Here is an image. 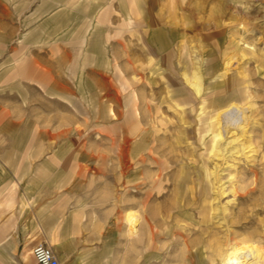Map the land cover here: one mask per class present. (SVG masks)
Here are the masks:
<instances>
[{
	"label": "crops",
	"instance_id": "crops-1",
	"mask_svg": "<svg viewBox=\"0 0 264 264\" xmlns=\"http://www.w3.org/2000/svg\"><path fill=\"white\" fill-rule=\"evenodd\" d=\"M110 2L0 0L13 8L7 29L0 18L1 253L148 264L126 222L133 44L98 22Z\"/></svg>",
	"mask_w": 264,
	"mask_h": 264
},
{
	"label": "rangeland",
	"instance_id": "rangeland-1",
	"mask_svg": "<svg viewBox=\"0 0 264 264\" xmlns=\"http://www.w3.org/2000/svg\"><path fill=\"white\" fill-rule=\"evenodd\" d=\"M110 1L107 5V7H110V11L105 8L106 10L102 11L98 22L101 25L112 24L111 27L108 26L106 28L110 31L109 38L117 41L118 48L121 47L119 46V41L125 38V34L130 35L127 38L131 37L133 46L132 59L130 58L131 60H129L128 69H130L131 61L139 63L145 61L144 64L147 63L149 53L146 52L145 42L149 38V32L152 29L161 31L158 39H161L160 41L165 45L166 50L164 52H155V58L167 70V74L165 73L166 77H163L162 74L150 76L149 71L142 65L138 67V72L145 76L147 75L144 92L156 97L157 102H162L164 99L162 104L163 114L168 120L173 122L169 126L170 132L169 130L167 131L169 134L166 133L164 135L165 140H167L165 142L166 145L164 144L163 146L164 149H167V159L174 164V167L170 169L178 171L184 163H191L195 168L201 164L203 159L201 156L203 148L201 138L197 133V127H199L197 114L200 112L201 103L190 100L193 101L191 105L194 109L188 114V119L182 121L181 114L172 105L171 97L169 96V90L171 89L172 94H175L172 97L182 104L190 97L189 93L183 87H179L178 83L180 79L182 80V68L186 64L188 57L192 58L191 64H193L194 70L200 72L201 75L204 74L206 87L210 94L209 104H226L230 101H237L244 104L247 108L245 124H247L249 133L245 138L237 134V136H233L230 139L234 141L232 144L233 147H236L234 150L239 149L241 143L248 147L246 151H249L252 147L254 150L248 153V158L241 153H235V156L227 158L228 162L223 164L221 170L220 167L217 170H219L220 177L222 176V187L227 189L223 202H232H230L232 206L229 205L231 207L227 211L228 214L229 212L232 213L228 215L230 222L227 221V225L231 226L232 234H234L232 235L233 238L237 242L239 240L241 242L247 236L242 224L250 220V215L252 214L250 209L254 206L257 211L256 215L257 217L259 216L254 221V227L258 226L257 228L261 231L256 236V239L261 241L264 246V0ZM2 8L0 6V18L3 17L5 20V28L7 29L11 25V20L8 18L7 13H12L13 8L11 5L4 7V10ZM126 12L132 14L129 16ZM151 18L153 21H151ZM125 27L130 29L131 32ZM225 67L229 70L230 80L224 84L221 78L214 77H219ZM129 82L131 83V79ZM171 83H178V85L173 84V86L169 87ZM179 93L181 94L179 95ZM142 95H140L142 99L139 107L145 108ZM128 117L129 139L130 106ZM95 135L97 136V134ZM128 144L130 145L129 140ZM114 147L116 151L120 150L118 144H114ZM177 156L180 157L179 160ZM230 158H232L231 160L235 158V160L232 162ZM177 160L178 164L181 163L180 165L175 163ZM208 160V166L212 172L216 170V165L220 166L222 163L221 156L211 157ZM131 163L132 160L130 158L128 167H131ZM156 170L157 168H154V171ZM233 177L234 179H232ZM253 188L255 191L251 190ZM231 190L239 193L249 192L248 195H250L242 199L238 197L237 193L235 194V199V195L230 192ZM130 194L132 195V185ZM240 207L244 209L240 211ZM131 209H136L143 215V209L138 205L132 206ZM240 212L247 216H245L246 219L243 215L241 222H233L232 218H235ZM184 220L182 218L176 221V219L167 218L161 227H157L159 233L154 237L149 234V231L143 230V227L141 230L135 227H132L131 230L129 227V236L134 241L136 239H142L143 242L146 240L148 264H191L189 257L194 252V249L190 245V241L193 238H201L206 243H209L215 238L212 235L214 234L213 231L219 227V233H222L219 235H226V226L220 224L225 222L223 215H220L218 219L210 220L208 223H201L200 226L196 227L192 224L189 225ZM214 220L216 221L214 222ZM219 221L220 223H218ZM248 226L249 228L251 227V225ZM200 229L205 234H202ZM236 231L240 233L235 234ZM200 233L202 237H198ZM209 251V248L206 249L207 253ZM0 264L37 263L32 251L24 255L1 253L0 251Z\"/></svg>",
	"mask_w": 264,
	"mask_h": 264
},
{
	"label": "bare ground",
	"instance_id": "bare-ground-1",
	"mask_svg": "<svg viewBox=\"0 0 264 264\" xmlns=\"http://www.w3.org/2000/svg\"><path fill=\"white\" fill-rule=\"evenodd\" d=\"M151 21H153L152 18ZM160 32L159 29H152V31L149 32V38L147 42H145L146 52L149 53L147 63L144 64L145 61L142 63L131 61L129 69L131 75V119L129 125L130 137L128 140L130 143L132 160V202L133 206L138 205L143 209V215L136 209H130L126 214V222L133 228L135 227L141 230L143 227V230L149 231V234L154 237L159 233L157 227H161L167 218H173L176 219V221L183 218L186 220V223L195 225L196 227L200 226L201 223H208L210 220L218 219L220 215H223L225 222L220 223L219 221L218 223L226 226V235L220 236L222 233H219V227L215 231L212 230L214 232L212 235L215 238H212L213 240L209 241V243H206L201 238H193L190 241V245L193 247L194 252L189 257L190 263L262 264L264 262V246L261 241L256 239V236L259 235L261 231L257 228L258 226L254 227V221L259 217L256 215L257 211L254 209V206L251 207V209L249 208L252 213L250 215V220L242 224V228L245 229L244 232L247 236L244 237L241 242L240 240L237 242L232 236L234 234H232L231 226L227 225V221L230 222L228 215L232 214L230 212L229 214L227 213L232 206L230 204L231 201L228 199L230 202H223L227 189L225 186V188L222 187V176L220 177L219 170H217L219 167L221 170L223 164L228 162L227 158L235 156L238 153L248 158V153L254 150L252 147L249 151H246L248 147H245L244 143L240 144L239 149L234 150V148H236L232 146L234 141L230 139L231 137L233 138V136H237V134L245 138L249 133L247 124H245L247 119V108L244 104L237 101H230L226 104H209L208 100L210 99V94L206 87L204 74L201 75L200 72L194 70L195 68L193 64H191L192 58L190 59V57H188L186 64L182 68L183 76L179 73L182 76V80L180 79L178 83L179 87H183V89L189 93L188 95L190 97L182 104L172 97L175 95L172 94V90H168L171 103L175 106V109L178 110V113L181 114L182 121H186L188 119V114L193 111L194 107L191 105L193 101L201 103V107H199L200 112L197 114V124L199 126L197 127V133L201 138L200 140L203 147L201 156L203 159L201 164L195 168L191 163H184L178 171L170 169L174 167V164L167 159V149H164L163 146L167 140H165L164 135H166L168 130L170 132L171 129L169 126L173 124V122L172 120H168L163 114L162 104L164 103V99L162 102H157L156 97H153L150 93L147 94L144 92V84L147 75L145 76L138 72V67L142 65L149 71L150 76L162 74L163 77H166L165 73L167 70H165L155 58V52H164V50H166L164 47L165 45L160 41L161 39H158V37H160ZM228 71V68L225 67L224 71L219 74V77L214 78H221L224 84L228 83L230 80ZM178 83H171L169 87H171V85L173 86V84L178 85ZM142 90L143 92H141ZM141 94H143V104H145V108L139 107L140 100L142 99L140 96ZM180 94L181 93H179V95ZM215 156H221L222 163L220 166L216 165V170L212 172L208 166V159ZM179 158L180 157H178V160ZM231 159L232 158H230V160ZM178 160L177 162L175 161V163L180 165L181 163L178 164ZM234 160L235 158L231 161L233 162ZM211 161L213 162V160ZM154 168H157V170L154 171ZM232 179H234V177ZM235 188H237V186H235ZM233 190L230 192H232L233 195L238 193V197L242 199L246 198L249 193H239ZM251 190L255 191L254 188ZM234 198L236 199V195ZM243 209L244 208L240 207V211ZM243 215L245 218L246 215L240 212L235 218H232V221L236 223L241 222ZM215 221L216 220H214V222ZM248 225H251V227L249 228ZM200 232L205 234L201 229ZM201 233L198 237H202ZM239 233L240 232L237 231L235 232V234ZM208 248L210 250L209 253L206 252Z\"/></svg>",
	"mask_w": 264,
	"mask_h": 264
},
{
	"label": "built area",
	"instance_id": "built-area-1",
	"mask_svg": "<svg viewBox=\"0 0 264 264\" xmlns=\"http://www.w3.org/2000/svg\"><path fill=\"white\" fill-rule=\"evenodd\" d=\"M32 254L37 264H60L52 248L46 244H38Z\"/></svg>",
	"mask_w": 264,
	"mask_h": 264
}]
</instances>
